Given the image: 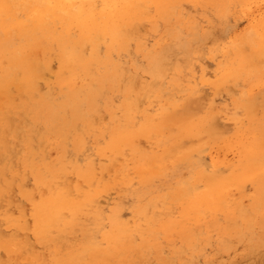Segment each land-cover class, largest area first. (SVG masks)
Wrapping results in <instances>:
<instances>
[{"label": "rangeland", "instance_id": "1", "mask_svg": "<svg viewBox=\"0 0 264 264\" xmlns=\"http://www.w3.org/2000/svg\"><path fill=\"white\" fill-rule=\"evenodd\" d=\"M0 100V264L263 262L264 0H0Z\"/></svg>", "mask_w": 264, "mask_h": 264}, {"label": "bare ground", "instance_id": "2", "mask_svg": "<svg viewBox=\"0 0 264 264\" xmlns=\"http://www.w3.org/2000/svg\"><path fill=\"white\" fill-rule=\"evenodd\" d=\"M104 1V0H103ZM68 4V3H67ZM59 11V10H58ZM99 11V10H98ZM65 12V11H64ZM71 15V14H70ZM65 22V21H64ZM50 28H51V26H50ZM49 28V29H50ZM81 28V27H80ZM62 29V28H61ZM15 31V30H14ZM85 32V31H84ZM262 32V31H261ZM67 33V32H66ZM95 36V35H94ZM102 37V36H101ZM93 38V37H92ZM120 38V37H119ZM122 38V37H121ZM117 39V38H116ZM80 42V41H79ZM97 44V43H96ZM154 44V43H153ZM118 45V44H117ZM243 49V48H242ZM86 50H87V48H86ZM251 52V51H250ZM58 54V53H57ZM81 54V53H80ZM60 58V57H59ZM82 58V57H81ZM84 59V58H83ZM66 62V61H65ZM75 62V61H74ZM129 62V61H128ZM228 63V62H227ZM76 64V63H75ZM229 64V63H228ZM231 64H233V63H231ZM72 65V64H71ZM220 69V68H219ZM98 74V73H97ZM46 76V75H45ZM48 76V75H47ZM46 76V77H47ZM97 88V87H96ZM204 97V96H203ZM202 97V98H203ZM3 99V98H2ZM89 99V98H88ZM204 99V98H203ZM1 101V100H0ZM196 103V102H195ZM197 104V103H196ZM202 105V104H201ZM206 105V104H205ZM196 108V107H195ZM217 121V120H216ZM217 123V122H216ZM224 124H226V123H224ZM222 125H223V123H222ZM221 125V126H222ZM227 125V124H226ZM229 125V124H228ZM49 126V125H48ZM128 126V125H127ZM220 127V126H219ZM228 127V126H227ZM176 131V130H175ZM226 131V130H225ZM150 134V133H149ZM94 137V136H93ZM205 138H207V137H205ZM45 142V141H44ZM190 142V141H189ZM131 144V143H130ZM164 146H165V144H164ZM179 146V145H178ZM96 148V147H95ZM123 148V147H122ZM131 151V150H130ZM179 151V150H178ZM181 156V155H180ZM175 158H176V156H175ZM149 159V158H148ZM55 160V159H54ZM158 162V161H157ZM156 162V163H157ZM161 162V161H160ZM144 163V162H143ZM165 163V162H164ZM170 164V163H169ZM159 165V164H158ZM133 167V166H132ZM227 168V167H226ZM102 172V171H101ZM167 172V171H166ZM155 174V173H154ZM12 177V176H11ZM98 178V177H97ZM113 178V177H112ZM91 179V178H90ZM188 179V178H187ZM140 180V179H139ZM203 181V180H202ZM113 182V181H112ZM111 182V183H112ZM97 183V182H96ZM128 185V184H127ZM201 185V184H200ZM199 186V185H198ZM122 187V186H121ZM245 189V188H244ZM74 190V189H73ZM76 191V190H75ZM77 192V191H76ZM187 194V193H186ZM168 195V194H167ZM184 195V194H183ZM189 195V194H188ZM83 196V195H82ZM171 197V196H170ZM173 197V196H172ZM195 197V196H194ZM197 197V196H196ZM49 199V198H48ZM218 199V198H217ZM88 205V204H87ZM195 210V209H194ZM222 210V209H221ZM135 212V211H134ZM204 212H206V211H204ZM78 213V212H77ZM194 213V212H193ZM199 213V212H198ZM260 213V212H259ZM202 215V214H201ZM261 216V215H260ZM150 218V217H149ZM225 225V224H224ZM221 229V228H220ZM225 233V232H224ZM106 235V234H105ZM163 235V234H162ZM246 236V235H245ZM179 237V236H178ZM192 240V239H191ZM242 241V240H241ZM105 245V244H104ZM176 247V246H175ZM59 248V247H58ZM59 250V249H58ZM127 255V254H126ZM251 260V259H250ZM115 262V261H114ZM113 263V262H112ZM127 263V262H126ZM199 263V262H198ZM250 264H264V258H263V262L262 263H257L255 260H251L250 261Z\"/></svg>", "mask_w": 264, "mask_h": 264}]
</instances>
